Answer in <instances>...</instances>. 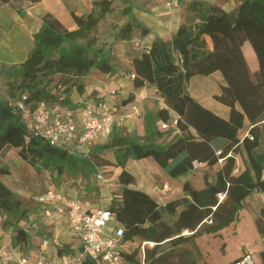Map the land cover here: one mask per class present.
Wrapping results in <instances>:
<instances>
[{
	"label": "trees",
	"instance_id": "16d2710c",
	"mask_svg": "<svg viewBox=\"0 0 264 264\" xmlns=\"http://www.w3.org/2000/svg\"><path fill=\"white\" fill-rule=\"evenodd\" d=\"M113 1L95 4V15L83 17L71 12L74 29L46 14L33 36L34 47L26 60L18 67L0 68L7 79L6 95L0 93V160L9 148L34 169L52 171L58 177L75 172L83 180H90L99 167L123 168L129 159L151 158L173 179L192 172L193 162L208 169L216 167L213 182L205 181V187L199 190L184 182L182 196L164 205L129 188L135 184V178L122 170L117 178L120 196L108 207L123 229V243L134 239L145 243L142 256L138 245L137 250L122 253L126 264H197L195 239L216 235L229 226L238 219L244 200L254 191H264V0H240L233 12L192 0L187 10L195 14L199 23L179 26L170 41L154 38L131 63L133 89L154 86L165 110L144 112L141 137L136 133L122 134L113 127L104 143L91 146L85 155L72 154L49 145L42 135L34 133L29 128L31 119L24 117L18 103L30 113L40 104L46 109L76 113L82 106L74 103L70 94L74 89L83 95L81 80L85 76L94 70L109 76L116 74L103 46L98 47L97 39L89 38L112 11ZM131 8L127 4L119 11L130 19L114 27L117 40H128L134 32L141 37L149 32L130 15ZM206 44L210 45L209 50L205 49ZM217 71L223 84L213 99L229 108L227 119L203 107L187 90L193 76H208ZM52 75L59 76V92L48 88L51 78L45 83ZM133 99L131 94L122 103ZM172 113L177 117L175 126ZM245 119L251 127L240 139L238 131ZM158 122L167 127H157ZM165 135L171 136L170 142H156ZM108 153L112 160L105 157ZM8 173L7 167H0V176ZM30 212L22 197L0 181L2 226L15 227ZM166 215L173 220L166 221ZM256 226L264 237V209ZM14 229L11 244L25 251L28 233L19 227ZM181 245L189 248L179 249ZM57 253L71 254L66 247L58 248ZM259 259L264 264V250ZM82 264L93 263L86 260Z\"/></svg>",
	"mask_w": 264,
	"mask_h": 264
},
{
	"label": "crops",
	"instance_id": "0c3cea01",
	"mask_svg": "<svg viewBox=\"0 0 264 264\" xmlns=\"http://www.w3.org/2000/svg\"><path fill=\"white\" fill-rule=\"evenodd\" d=\"M99 1L101 0H41L34 3L30 0H9L6 3H0V68L2 66L4 68H8L11 66L18 67L23 63V61L26 60L34 47L33 36L40 29L42 25V19L46 14H51L66 28L74 29L76 25L70 13L74 12V14H76L77 16L83 17L91 13L95 15L98 11V7L95 6V4H97ZM191 1L192 0H139L133 5L130 4L132 7L130 15L136 22L148 28L149 32L143 37L139 35V32H134L131 38L128 40H117L115 39V30L112 28H108V31L103 36H99V38L97 39V45H99L98 47L103 46L104 54L110 57L111 64H113L115 68L118 69V72L110 77L109 75L101 74L100 72L95 70V72L100 73L101 76H106V79H103L102 81L104 83L102 85H104L105 88H101V81L98 80V84H100L99 87H96L95 90H93L94 92L89 95V98L85 99L86 101L83 102V105H81L82 108L87 105H92L98 109L100 108L102 103H105L115 112V104L117 103V101H121V105L123 106L122 109H126L129 106H133L134 103L146 101L150 97V95L158 96V98L161 99L157 89L154 86H146L137 90L133 89V73L130 71L132 68L131 63L133 58L139 57L144 52V50L142 49L143 46L149 45L154 38L158 37L164 41H170L179 26L183 24L192 25L195 23H199V20L195 16V14H192L187 10V6ZM198 1L206 5H216L225 12H233L240 3V0ZM119 11H121V9ZM108 15L110 14L105 15V17L99 22L98 26L103 22L104 19H106V17H108ZM118 18L120 19V26L130 19V17L128 16L121 15H119ZM205 49L209 50L210 45L206 44ZM5 73L6 72L4 70L0 71V77H3ZM98 75H94L95 78H98ZM208 76L210 77V79L213 78L214 80L212 82V89H208L207 91H203L200 93H197L198 90H196L195 92L192 90V95L190 93L189 94L203 107L212 111L219 117L227 119L229 108L221 103H218L212 98L213 95L218 94L219 86L223 84L222 75L217 71ZM210 79L208 78V80ZM131 94L134 98L133 101L128 104H123L122 102L126 100L127 97ZM85 95L86 92L83 94V97H85ZM71 100L76 103L78 100H80V98L75 100L73 97H71ZM141 122L142 124L139 130L136 132V135L140 137L144 135L143 118ZM158 123L156 124V126L158 125ZM119 124L120 122H116L114 127ZM250 127V123L245 119L243 128L238 131V137L240 139L245 137ZM155 165V168L159 173L157 178L158 181H154L155 183L153 184V187H151L150 193L148 194L145 192V190L143 191V189H140L139 187L141 183H144V185H146V187L149 189L150 187L148 181L138 180L130 170H128L127 168L125 169L126 164L123 168H114L116 170V178H118L122 170L127 171L135 178L136 181L134 185H129V188L140 190L146 193L159 205H164L171 200L181 197L182 185L184 182H189L191 186L196 189L191 179L187 177L188 174L173 179L169 177L156 163ZM199 166L204 168L205 172L207 171L204 164H199ZM97 170L102 174L104 181L101 183L98 182L95 178V175H92L90 180L95 182L96 185L105 187V184L109 180L106 176L103 175L104 170L101 171L100 168H97ZM214 178L215 175L213 178H208L207 174L203 173L202 178L198 180L200 181V183L198 184L199 189L205 187V181L211 183L214 181ZM262 179L264 180V171L262 172ZM102 187L100 190L101 195L103 196V191L105 190V188ZM47 190L56 189L47 188L41 195H43ZM153 193H156L158 196H160V200L157 199ZM62 194L69 199L77 201L84 211H94L87 208L86 202L75 199L69 194ZM119 196L120 195H118L117 199L115 200H118ZM165 198H169V200L165 201ZM109 201L112 202L114 200L104 195L101 202H105L106 204H99V208H108L111 204V202ZM39 205L41 206V208L48 205H53L56 208L57 212L53 213L48 219L46 218V220L45 218H41L39 214H32L31 212L27 219L20 221L15 226L23 229L28 233L29 242L25 246V252L19 250L17 247H13L11 244V238L12 236H14L15 232L12 233L11 237H9V234L11 230H15V227H3L1 222L0 259L2 258L3 252H6L8 254L9 263H13L17 258L23 256L29 257L33 260L39 259L40 257L47 260H53L60 256L67 255L64 253H57V249L63 247L68 248L71 254L75 252V249L80 245V240L70 230L66 213L60 210V205L50 201L39 203ZM262 209H264V191H254L244 200L243 208L239 211V217L236 221L220 230L216 235H209L213 237L221 236V238H223L222 233H224V231L229 233V235H236L237 227L240 225L243 213H245L251 221L257 237L256 243L259 242V244L252 247L241 245L238 249V253L228 259L225 264H230L232 261L241 258L242 255L246 252L253 253L257 264H261L259 253L264 250V237L261 236L256 226V220L260 217ZM41 219L44 220V224L39 222ZM31 223L32 226H29V224ZM112 224L115 226L118 223L115 221ZM24 225L28 226L24 227ZM186 233L187 232H185V234ZM197 239L198 238L195 239V245L197 247L199 255H196L195 253V259L196 263L198 264V257L201 256L203 250L197 243ZM44 240L47 241V245L42 244ZM143 244L145 245L144 242H141L140 252ZM223 245L224 246L221 250L222 254H225L226 243H224ZM149 246H153V244L150 243ZM178 248H189V246L181 245ZM166 249H168V246ZM200 264H208V262Z\"/></svg>",
	"mask_w": 264,
	"mask_h": 264
},
{
	"label": "rangeland",
	"instance_id": "374dc122",
	"mask_svg": "<svg viewBox=\"0 0 264 264\" xmlns=\"http://www.w3.org/2000/svg\"><path fill=\"white\" fill-rule=\"evenodd\" d=\"M138 1L139 0H128L127 2L125 0L113 1L112 11L109 13L110 15H108V17H106V19H104L103 22L100 23L93 35H89V38L98 39L99 36H103L108 31V28L114 29V27H120V19L118 18V16L120 15L119 10L127 4L133 5ZM53 57L55 58L57 57V55H54ZM117 70L118 69H116V73L118 72ZM98 74L100 73H96L95 70L91 71L81 80L84 84V93L86 92L85 97H83V95H79L74 89L71 91V97H73L75 100L80 98V100L76 102L77 105H83V102L86 101L85 99L89 98V95L94 92L93 90H95L96 87H99L100 84L102 89L105 88V86L102 85L104 84L102 81L103 79H106V76H101V74ZM94 75H98V78H95ZM49 78H51L52 82L47 85L48 88H50L52 92H59L61 90V87L59 88L57 85V83L59 82V76H49L45 79V83ZM208 78L210 79L209 76H193L189 80L187 86L188 92L192 95V90L194 92L198 90L197 93H200L203 91H207L208 89H212V82L214 80L213 78L208 80ZM98 80L101 81L100 84H98ZM6 82L7 79L5 78V75H3V77L1 76L0 93L2 95H6ZM115 106V115L117 117L116 122H120L119 125H116V129L128 135H133L139 130L145 111L156 112L163 109L165 110L166 108L163 100L159 99L158 96L152 95H150V97L146 101L134 103L133 106H129L126 109H122L123 106L121 105V101H117ZM133 107L136 108V110L138 111L137 113H134ZM57 112L59 113L61 111ZM130 113L132 114L131 117H125V115ZM171 116L173 120L175 115L172 114ZM170 141L171 136L169 135H165L162 138L156 139V142L163 144H166ZM105 157L109 160L113 159L111 153L106 154ZM2 166L7 167L9 169V173L8 175L0 176V181H2L12 191L22 197L27 208L31 210L32 214H39L40 217L45 218V220L46 218L48 219L49 217H51L53 213L57 212L56 208L53 205H48L43 208H41V206L39 205L37 199L47 188H54L60 193L69 194L75 199L86 202V206L89 210H95L99 208V204L101 203L104 205L105 202H101L104 195L108 198H112L113 200L117 199V196L120 195L121 186L117 182L116 170L112 166L99 167L101 171L104 170L103 175L106 176L109 180L105 184V187L96 185V183L91 180H83L80 178V175L76 174L75 172H66L58 177L55 172L34 169L19 158L16 150L9 148L5 149L2 153L0 167ZM155 166L156 165L151 158L141 160L129 159L126 163L125 169L127 168L128 170H130L138 180L148 181L150 187L149 189L146 187V185H144V183H141V185L139 186L140 189H143V191L145 190V192L148 194L150 193L151 187H153V184L155 183L154 181H158L157 178L159 173L157 172ZM205 169L207 170L206 172L204 171V168L197 166L195 169H193L192 172L188 173L187 177L191 179L196 189H199L198 184L200 183V181L198 180L202 178L203 173H206L208 178H213L217 170L216 167L212 169H208L206 167ZM101 187L105 188V190L103 191V196L101 195ZM153 194L157 199L160 200V196H158L156 193ZM168 200L169 198H165V201ZM2 218H4V216L0 217V227ZM165 219L166 221L170 222L173 220V217L166 215ZM39 222L44 224L43 219H41ZM25 226L28 225H24V227ZM29 226H32V223L29 224ZM13 232H15V230H11L9 237L12 236ZM222 234L223 238H221V236L213 237L209 235L198 237L197 243L203 250L201 256L198 257V264L206 262H208V264H225L228 259L238 253V249L241 245L252 247L259 244V242L256 243L257 237L255 230L253 229L252 223L245 213L242 214V219L240 225L237 227L236 235H229V233L225 231ZM224 243H226V252L225 254H222L221 249L223 248ZM137 245H141V241L139 239L129 240L124 243L123 250L124 252L132 251L135 249L137 250ZM166 248L167 246H165V249Z\"/></svg>",
	"mask_w": 264,
	"mask_h": 264
},
{
	"label": "built area",
	"instance_id": "2783aa9c",
	"mask_svg": "<svg viewBox=\"0 0 264 264\" xmlns=\"http://www.w3.org/2000/svg\"><path fill=\"white\" fill-rule=\"evenodd\" d=\"M18 107L26 119H31L29 128L34 133L42 135L49 145L62 147L72 154L85 155L91 146L104 143L117 121L115 112L105 103H102L98 109L87 105L76 113L68 111L58 113L46 109L42 104L31 113L23 108L21 103H18ZM133 111L138 112L135 107ZM131 116V113L125 115L127 118ZM172 123L176 125V116ZM158 126L163 129L167 124L159 122ZM197 166L199 163L193 162V169ZM95 178L100 183L104 181L98 170ZM37 200L39 203L50 201L60 205V210L66 213L70 230L79 238L80 245L74 253L53 260L42 257L33 260L23 256L9 263L8 254L3 252L0 264H82L86 260H90L93 264H126L122 255L123 229L119 224L115 226L112 224L115 222V217L108 208L84 211L77 201L65 197L56 190H47ZM42 244L47 245V241L44 240ZM142 250L143 247L141 256ZM231 264H257V262L251 252H246Z\"/></svg>",
	"mask_w": 264,
	"mask_h": 264
}]
</instances>
